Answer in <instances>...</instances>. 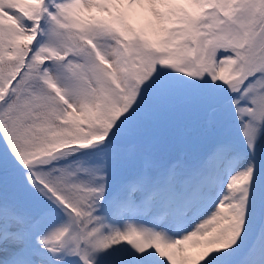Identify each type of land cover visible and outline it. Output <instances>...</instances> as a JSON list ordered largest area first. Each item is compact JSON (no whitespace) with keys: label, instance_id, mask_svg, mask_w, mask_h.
Masks as SVG:
<instances>
[{"label":"snow or ice","instance_id":"snow-or-ice-1","mask_svg":"<svg viewBox=\"0 0 264 264\" xmlns=\"http://www.w3.org/2000/svg\"><path fill=\"white\" fill-rule=\"evenodd\" d=\"M0 264H264V0H0Z\"/></svg>","mask_w":264,"mask_h":264}]
</instances>
